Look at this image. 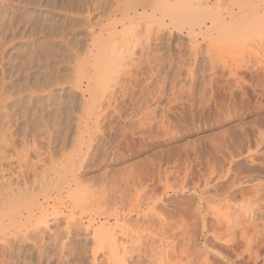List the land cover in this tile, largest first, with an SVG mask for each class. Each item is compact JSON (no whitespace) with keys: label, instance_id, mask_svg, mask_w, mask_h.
Listing matches in <instances>:
<instances>
[{"label":"rangeland","instance_id":"obj_1","mask_svg":"<svg viewBox=\"0 0 264 264\" xmlns=\"http://www.w3.org/2000/svg\"><path fill=\"white\" fill-rule=\"evenodd\" d=\"M12 172L0 264H264V0H0Z\"/></svg>","mask_w":264,"mask_h":264},{"label":"bare ground","instance_id":"obj_2","mask_svg":"<svg viewBox=\"0 0 264 264\" xmlns=\"http://www.w3.org/2000/svg\"><path fill=\"white\" fill-rule=\"evenodd\" d=\"M21 176L18 172H12L5 181L0 184V195L2 192L9 193V199L14 201L13 203H17L22 199H25L27 194L26 190L21 188ZM6 194V193H5Z\"/></svg>","mask_w":264,"mask_h":264}]
</instances>
